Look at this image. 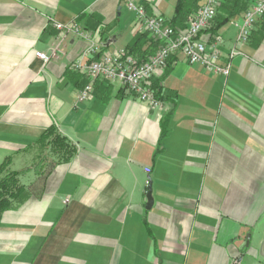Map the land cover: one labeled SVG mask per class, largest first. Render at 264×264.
I'll use <instances>...</instances> for the list:
<instances>
[{"label": "crops", "instance_id": "obj_1", "mask_svg": "<svg viewBox=\"0 0 264 264\" xmlns=\"http://www.w3.org/2000/svg\"><path fill=\"white\" fill-rule=\"evenodd\" d=\"M129 1L165 23L178 2L0 0V164L12 158L27 192L0 217V264H264V17L245 44L243 12L219 29L227 76L171 55L149 83L161 108L104 79L77 101L90 79L71 63L90 43L116 51L146 34L140 50L156 51ZM54 44L58 58L35 56ZM51 126L74 153L39 173Z\"/></svg>", "mask_w": 264, "mask_h": 264}, {"label": "built area", "instance_id": "obj_2", "mask_svg": "<svg viewBox=\"0 0 264 264\" xmlns=\"http://www.w3.org/2000/svg\"><path fill=\"white\" fill-rule=\"evenodd\" d=\"M221 2L222 0H203L188 19L186 28L175 32L163 19L146 15L143 7L129 1L127 9L135 13L143 30L156 42V52L146 60H139L126 49L103 51L102 43H90L82 55L71 63L73 70L83 72L90 79V83L77 94V101H84L89 97L93 80L104 79L118 83L125 91L136 96L149 107L161 108L162 104L156 98L149 83L151 77L166 65L173 54L182 55L183 60L188 64H197L208 71L227 76L230 62L224 65L218 63L221 58V38L216 37L211 41L201 37V33L211 26ZM262 17H264V0H253L243 11L240 19L232 21L237 29L236 42L247 43L256 22ZM54 26L60 31H73L86 38L89 36L75 23L55 22ZM62 53L60 44H54L47 52L36 51L35 56L47 62L58 58ZM239 53L238 49L233 47L229 50L228 58L231 59ZM85 56L91 57L90 60L83 62L82 58ZM94 56L96 57L92 58Z\"/></svg>", "mask_w": 264, "mask_h": 264}, {"label": "trees", "instance_id": "obj_3", "mask_svg": "<svg viewBox=\"0 0 264 264\" xmlns=\"http://www.w3.org/2000/svg\"><path fill=\"white\" fill-rule=\"evenodd\" d=\"M192 0H178L175 7L174 17L170 22L165 24L171 27L175 32L182 31L187 26L189 16L199 7L198 0H193L194 9L188 8ZM247 0H222L217 7L216 14L212 20L208 32L214 40L219 36V29L223 28L236 14L243 12L248 6ZM104 27L99 25L91 30V33H103ZM150 44L156 48V43L150 39ZM146 41V34H137L126 48V51L132 55L138 56L140 60H146L152 54H146L141 51L142 44ZM155 94L159 95L161 89L158 88ZM37 156L34 168L39 173L42 172V163L51 155L58 161H67L74 153V147L62 137L56 127L51 126L46 129L41 136L36 140ZM11 157H6L0 164V217L2 213L10 209L14 202H18L26 196V187L20 184L18 180L19 172L10 171L8 169L11 163Z\"/></svg>", "mask_w": 264, "mask_h": 264}, {"label": "water", "instance_id": "obj_4", "mask_svg": "<svg viewBox=\"0 0 264 264\" xmlns=\"http://www.w3.org/2000/svg\"><path fill=\"white\" fill-rule=\"evenodd\" d=\"M147 204H146V208H150L151 204H152V197H151V186H150V183L148 184V192H147ZM247 239H248V235H247ZM247 244H248V241H247ZM240 261V259H239ZM239 264V263H237Z\"/></svg>", "mask_w": 264, "mask_h": 264}, {"label": "rangeland", "instance_id": "obj_5", "mask_svg": "<svg viewBox=\"0 0 264 264\" xmlns=\"http://www.w3.org/2000/svg\"><path fill=\"white\" fill-rule=\"evenodd\" d=\"M196 10H197V9H196ZM144 11H145V10H144ZM147 34H148V33H147ZM149 37H150V36H149ZM150 38H151V37H150ZM151 39H152V38H151ZM153 41H154V40H153ZM211 41H212V40H211ZM154 42H155V41H154ZM155 43H156V42H155ZM156 50H157V44H156ZM155 52H156V51H155ZM155 52H154V53H155ZM154 53H153V54H154ZM153 54H152V55H153ZM134 56H135V55H134ZM150 56H151V55H150ZM150 56H149V57H150ZM136 57H137V56H136ZM149 57H148V58H149ZM137 58H138V57H137ZM138 59H139V58H138ZM139 60H140V59H139ZM36 147H37V146H36ZM36 149H37V148H36ZM11 160H12V159H11ZM10 165H11V163H10ZM10 165H9V167H8V169H9L10 171L18 172V171H16V170H13V169L10 167Z\"/></svg>", "mask_w": 264, "mask_h": 264}]
</instances>
